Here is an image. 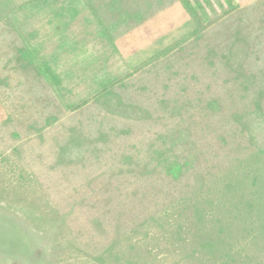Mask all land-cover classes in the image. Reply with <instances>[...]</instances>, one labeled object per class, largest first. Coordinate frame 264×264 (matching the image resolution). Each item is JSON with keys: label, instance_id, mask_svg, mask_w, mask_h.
Wrapping results in <instances>:
<instances>
[{"label": "rangeland", "instance_id": "374dc122", "mask_svg": "<svg viewBox=\"0 0 264 264\" xmlns=\"http://www.w3.org/2000/svg\"><path fill=\"white\" fill-rule=\"evenodd\" d=\"M184 1L0 0V264H264V0Z\"/></svg>", "mask_w": 264, "mask_h": 264}, {"label": "crops", "instance_id": "0c3cea01", "mask_svg": "<svg viewBox=\"0 0 264 264\" xmlns=\"http://www.w3.org/2000/svg\"><path fill=\"white\" fill-rule=\"evenodd\" d=\"M91 5V8L99 17L100 9H104L106 14L112 13L115 4L125 3L130 4L131 8L134 10V3H147L152 4L153 0H86ZM156 1V0H154ZM162 2V8H158L153 14H151L144 22H142L143 30L146 28L150 34L157 35H168L171 34L175 36L177 31L181 32L184 27L189 26V20L191 17L187 14L186 10L183 8L180 0H157V2ZM126 14L128 12L126 10ZM100 20H102L100 18ZM191 26V25H190ZM188 29V28H186ZM175 31V32H174ZM178 32V34L180 33ZM187 33V31H186ZM129 32L127 33V35ZM146 35V34H145Z\"/></svg>", "mask_w": 264, "mask_h": 264}, {"label": "trees", "instance_id": "16d2710c", "mask_svg": "<svg viewBox=\"0 0 264 264\" xmlns=\"http://www.w3.org/2000/svg\"><path fill=\"white\" fill-rule=\"evenodd\" d=\"M185 8H188L189 5L184 0H181ZM194 8L199 12V18L203 21H207L209 19V13L206 12V9L198 2H194Z\"/></svg>", "mask_w": 264, "mask_h": 264}]
</instances>
